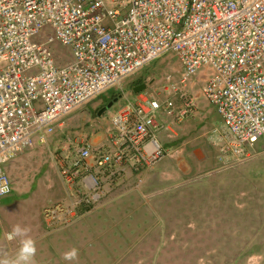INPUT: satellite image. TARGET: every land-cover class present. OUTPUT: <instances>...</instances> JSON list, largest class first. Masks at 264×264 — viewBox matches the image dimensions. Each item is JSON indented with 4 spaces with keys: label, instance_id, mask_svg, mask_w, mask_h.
<instances>
[{
    "label": "built area",
    "instance_id": "1",
    "mask_svg": "<svg viewBox=\"0 0 264 264\" xmlns=\"http://www.w3.org/2000/svg\"><path fill=\"white\" fill-rule=\"evenodd\" d=\"M57 46L69 50L65 63ZM168 54L182 84L206 77L221 158L246 162L264 147V0H0V180L10 189L0 200L14 192L5 166ZM178 87L166 91L180 94L179 110L154 98L110 110L105 142L66 135L55 157L66 195L45 209L49 227L76 224L109 201V180L166 158L160 114L183 120L197 109Z\"/></svg>",
    "mask_w": 264,
    "mask_h": 264
},
{
    "label": "rangeland",
    "instance_id": "2",
    "mask_svg": "<svg viewBox=\"0 0 264 264\" xmlns=\"http://www.w3.org/2000/svg\"><path fill=\"white\" fill-rule=\"evenodd\" d=\"M56 48L63 56L60 63L68 61L69 50ZM182 74L175 55L162 57L65 118L45 143L36 144L5 166L14 192L39 201L40 205L47 198L49 207L66 195L55 159L60 144L68 134L94 141L99 136L107 138L110 120L106 114L101 116L100 110L114 98L122 99L128 91L145 84L143 98L160 102L173 99L179 110L180 94L166 91L179 82V90L196 98L197 111L200 104V112L209 114L210 126L214 128L205 135L198 133L206 143L197 145L195 154L190 147L180 148L169 152L152 169L129 170L124 177L109 180V201L90 214L99 212L104 216L106 222H100V227L107 232L106 237L88 243L75 241L80 259H56L55 264H264V147L256 146L246 162L221 158L223 122L207 107L211 108L202 91L206 77L199 75L182 84ZM100 100H104L101 107H95ZM115 105L114 110L121 108L124 99ZM192 117L180 121L175 115L179 124ZM199 120L197 117L192 121L199 126ZM42 190L46 191L45 198H36ZM11 195L10 200L15 197ZM44 229L49 233L61 230L49 227L47 222Z\"/></svg>",
    "mask_w": 264,
    "mask_h": 264
},
{
    "label": "crops",
    "instance_id": "3",
    "mask_svg": "<svg viewBox=\"0 0 264 264\" xmlns=\"http://www.w3.org/2000/svg\"><path fill=\"white\" fill-rule=\"evenodd\" d=\"M144 91L145 90H143V93L140 94L138 92L128 91L124 94V106L128 103L137 104L141 102L143 95L146 94ZM103 101H98L95 104V107H101ZM209 104L211 108L208 105V109L218 115L213 105L210 102ZM195 111V115L193 114L191 119H188L180 124L176 122L175 116H169L165 113L160 114L159 120L162 125V130L159 133V139L161 144L164 145L170 153H175L180 148L190 147L191 150H193L192 152L195 154L197 145L206 143V141L200 140V135L198 136V133L202 132L204 135L208 134L209 129L214 127L210 126L208 119L209 114L200 112V104L198 111L197 109ZM197 117L200 118L199 126L194 125L195 122L192 121L196 120ZM98 120L101 119L98 118ZM218 125H221V122L218 123ZM95 141L102 143L106 141V138L105 136H99ZM178 141H181L182 143L180 142L179 144L177 143ZM45 192V190H42V193H40V195L36 198H45ZM13 194H15V197L12 200L8 197H13V195L0 200V264L14 258L19 250V240H9L7 238L8 233L11 232L12 227L16 224L31 229L29 235L36 241L37 245L35 264H55L56 259L65 261L59 256V254H62L63 256L65 252L75 248V241L88 243L91 240H98L99 237H103V239L106 237L107 232L104 231V228L100 227V222H106V220L99 212L95 213L93 216L90 215L91 217L89 216L88 218H85V220L82 222L80 221V223L78 222L73 226V228L68 229L69 232L67 229H61L59 231L56 230L49 233L46 229H44L46 220L43 218L44 211L48 203L47 198H45L43 200L44 203L40 205L41 203H39V201L35 202L33 200H28L31 199L29 197H20L16 191ZM107 211H109V208ZM98 228H101V231L98 230ZM69 245H71V248H69ZM55 246L57 248V252L55 251ZM91 250L94 251L95 248ZM79 259L80 258L77 260Z\"/></svg>",
    "mask_w": 264,
    "mask_h": 264
},
{
    "label": "clouds",
    "instance_id": "4",
    "mask_svg": "<svg viewBox=\"0 0 264 264\" xmlns=\"http://www.w3.org/2000/svg\"><path fill=\"white\" fill-rule=\"evenodd\" d=\"M135 89L133 90V92H135ZM138 93L139 94L143 93V91L138 92ZM116 99H117V101H115ZM122 99H121V97H116L112 101H110L109 104L111 102H113V101H115V102H114L113 106L110 109H108L107 111H105L104 113H102V115L106 114V117H107V113L110 110L111 111H115L114 110V108L116 106L115 104H117L118 101H121ZM106 107H103L102 110L104 108H106ZM102 110L100 111V113L102 112ZM110 126H111V122H110ZM9 191H10V189H9V187L7 185V181L0 180V195H5ZM65 194H66V191H65ZM30 231H31L30 228L25 227V226H21L19 224H16V225H14L12 227V230H11V232L8 233L7 238L9 240H19V245L20 246H19V250H18L16 256L14 258L8 260V261L3 262V264H35V257H36V254H37V245H36V241L29 235ZM62 259H64L65 261H75V260H77L78 259V249L72 248L71 250L65 252L63 254V256H62Z\"/></svg>",
    "mask_w": 264,
    "mask_h": 264
},
{
    "label": "water",
    "instance_id": "5",
    "mask_svg": "<svg viewBox=\"0 0 264 264\" xmlns=\"http://www.w3.org/2000/svg\"><path fill=\"white\" fill-rule=\"evenodd\" d=\"M146 87H147V86H146L145 84H143V85L137 87V88L135 89V92H141V91L145 90ZM115 101H117V99H116ZM115 101L111 102L106 108H104V109L102 110V112L100 113V115H102V113H104L105 111H107L108 109H110V108L113 106V104H114Z\"/></svg>",
    "mask_w": 264,
    "mask_h": 264
}]
</instances>
